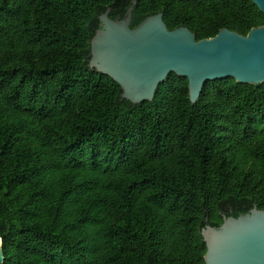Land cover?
<instances>
[{
    "label": "trees",
    "instance_id": "obj_1",
    "mask_svg": "<svg viewBox=\"0 0 264 264\" xmlns=\"http://www.w3.org/2000/svg\"><path fill=\"white\" fill-rule=\"evenodd\" d=\"M130 7L196 41L264 26L251 0H0L3 264H204L206 225L264 210V83L122 99L89 42Z\"/></svg>",
    "mask_w": 264,
    "mask_h": 264
},
{
    "label": "water",
    "instance_id": "obj_2",
    "mask_svg": "<svg viewBox=\"0 0 264 264\" xmlns=\"http://www.w3.org/2000/svg\"><path fill=\"white\" fill-rule=\"evenodd\" d=\"M264 15V0H251ZM132 7L123 19L99 16L89 42L88 67L112 79L121 98L133 104L152 101L168 75L186 78L194 104L208 81L232 78L240 85L264 83V26L246 36L221 29L196 41L187 28L169 31L158 13L131 28ZM204 264H264V210L252 208L236 218L223 217L215 228L201 230ZM4 256L0 239V264Z\"/></svg>",
    "mask_w": 264,
    "mask_h": 264
},
{
    "label": "flooded vegetation",
    "instance_id": "obj_3",
    "mask_svg": "<svg viewBox=\"0 0 264 264\" xmlns=\"http://www.w3.org/2000/svg\"><path fill=\"white\" fill-rule=\"evenodd\" d=\"M116 19H119V18H116Z\"/></svg>",
    "mask_w": 264,
    "mask_h": 264
}]
</instances>
